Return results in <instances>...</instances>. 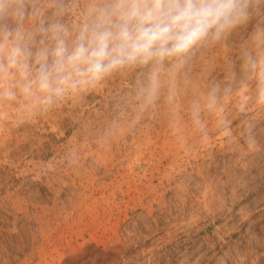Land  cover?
I'll return each mask as SVG.
<instances>
[{
	"label": "rangeland",
	"instance_id": "obj_1",
	"mask_svg": "<svg viewBox=\"0 0 264 264\" xmlns=\"http://www.w3.org/2000/svg\"><path fill=\"white\" fill-rule=\"evenodd\" d=\"M264 10L201 49L147 107L138 71L0 123V264H264V106L192 105L239 77ZM264 50V44L261 45ZM252 95H255L254 82ZM21 115H23L21 113Z\"/></svg>",
	"mask_w": 264,
	"mask_h": 264
},
{
	"label": "clouds",
	"instance_id": "obj_2",
	"mask_svg": "<svg viewBox=\"0 0 264 264\" xmlns=\"http://www.w3.org/2000/svg\"><path fill=\"white\" fill-rule=\"evenodd\" d=\"M262 10L264 0H0V123L9 106H18L22 123L128 71H138L142 106L158 99L166 80L171 100L176 78L201 49ZM255 39L242 50L239 77L213 83L203 105L194 101L196 123L207 109L230 135L222 113L233 95L241 112L253 100L264 106V31Z\"/></svg>",
	"mask_w": 264,
	"mask_h": 264
}]
</instances>
